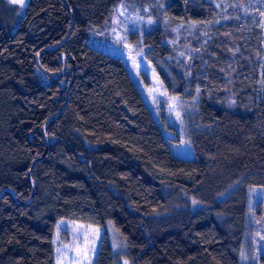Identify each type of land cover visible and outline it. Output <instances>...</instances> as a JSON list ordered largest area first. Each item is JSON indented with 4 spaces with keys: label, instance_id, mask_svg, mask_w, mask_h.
<instances>
[{
    "label": "trees",
    "instance_id": "obj_1",
    "mask_svg": "<svg viewBox=\"0 0 264 264\" xmlns=\"http://www.w3.org/2000/svg\"><path fill=\"white\" fill-rule=\"evenodd\" d=\"M117 1L27 0L16 18L0 0V264H53L60 219L104 229L94 264H117L107 222L130 264H239L246 190L264 189V0H162L169 26L206 35L177 76V97L199 91L192 159L172 154L122 62L86 44ZM163 38L145 40L170 58Z\"/></svg>",
    "mask_w": 264,
    "mask_h": 264
},
{
    "label": "rangeland",
    "instance_id": "obj_2",
    "mask_svg": "<svg viewBox=\"0 0 264 264\" xmlns=\"http://www.w3.org/2000/svg\"><path fill=\"white\" fill-rule=\"evenodd\" d=\"M3 1L8 8H15L17 18L27 0L23 4L14 0ZM163 7L162 0H118L106 21L88 30L86 44L122 62L154 122L169 140L172 154L177 158L192 159L194 155L187 137L189 121L186 116L194 111L193 104L198 99L199 91L196 89V94L191 98L177 97V76L186 81L196 62L199 66V54L206 42V35L197 29L199 23L195 20L169 26V16L162 14ZM0 16L4 19L7 15L2 11ZM157 29L163 33V45L172 51L170 58L145 40ZM260 61L263 66L264 41ZM262 69L264 73V67ZM160 73L166 78L172 92L166 87ZM260 84L264 88V77ZM182 91L185 95L190 93L187 85ZM244 223L239 264H259V257L264 255L262 187H247ZM105 230L117 264H130L125 259L127 244L111 222H107ZM103 232L102 228L80 222L66 219L56 221L52 236L53 264H94Z\"/></svg>",
    "mask_w": 264,
    "mask_h": 264
},
{
    "label": "water",
    "instance_id": "obj_3",
    "mask_svg": "<svg viewBox=\"0 0 264 264\" xmlns=\"http://www.w3.org/2000/svg\"><path fill=\"white\" fill-rule=\"evenodd\" d=\"M70 15H71V13H70ZM71 26H72V18H71ZM69 32H70V29H69V31H68V34H67L66 37L64 38L63 42L67 39V37H68V35H69ZM69 85H70V84H69ZM69 85H68V87H67L66 96H65V102H64V105H63L61 111L63 110V108L65 107V105H66V103H67V93H68ZM36 161H37V160H35V161L33 162L31 168L29 169V171H28V173H27V176H28V177H29V173H30V171H31V169H32V167H33V165L36 163ZM33 189H34V188H33V186L31 185V196H30L29 200L25 202V204L30 203L31 198H32V194H33ZM9 192H11V190H9ZM0 195H1V194H0Z\"/></svg>",
    "mask_w": 264,
    "mask_h": 264
},
{
    "label": "snow or ice",
    "instance_id": "obj_4",
    "mask_svg": "<svg viewBox=\"0 0 264 264\" xmlns=\"http://www.w3.org/2000/svg\"><path fill=\"white\" fill-rule=\"evenodd\" d=\"M14 2H17V3L23 4L24 0H14Z\"/></svg>",
    "mask_w": 264,
    "mask_h": 264
}]
</instances>
